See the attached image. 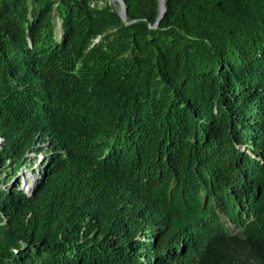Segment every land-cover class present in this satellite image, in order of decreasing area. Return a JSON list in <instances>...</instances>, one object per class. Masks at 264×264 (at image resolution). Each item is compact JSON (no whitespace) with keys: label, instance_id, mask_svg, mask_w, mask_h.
Instances as JSON below:
<instances>
[{"label":"trees","instance_id":"1","mask_svg":"<svg viewBox=\"0 0 264 264\" xmlns=\"http://www.w3.org/2000/svg\"><path fill=\"white\" fill-rule=\"evenodd\" d=\"M165 7L0 0V264H264V0Z\"/></svg>","mask_w":264,"mask_h":264},{"label":"rangeland","instance_id":"2","mask_svg":"<svg viewBox=\"0 0 264 264\" xmlns=\"http://www.w3.org/2000/svg\"><path fill=\"white\" fill-rule=\"evenodd\" d=\"M119 6V5H118ZM47 156L45 155L44 150H38V152H28L24 159V165L20 168L18 178L19 181L24 183L23 189L27 191V188L35 186L37 181L39 180V169ZM12 164L7 162L6 167L2 166L1 169L3 172L12 168ZM12 170V169H11Z\"/></svg>","mask_w":264,"mask_h":264},{"label":"water","instance_id":"3","mask_svg":"<svg viewBox=\"0 0 264 264\" xmlns=\"http://www.w3.org/2000/svg\"><path fill=\"white\" fill-rule=\"evenodd\" d=\"M119 2H120V15L123 18V20L126 21L127 20V10H126L125 3L123 1H119ZM165 12H166L165 0H160V17H159L156 25H158L160 23ZM0 146H1V143H0Z\"/></svg>","mask_w":264,"mask_h":264}]
</instances>
